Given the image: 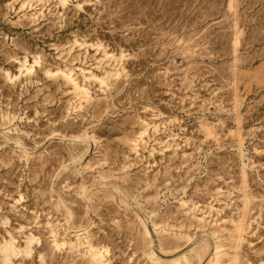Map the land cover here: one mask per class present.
<instances>
[{
    "label": "rangeland",
    "instance_id": "obj_1",
    "mask_svg": "<svg viewBox=\"0 0 264 264\" xmlns=\"http://www.w3.org/2000/svg\"><path fill=\"white\" fill-rule=\"evenodd\" d=\"M84 228L109 264H264V0H0V241L92 264L52 245Z\"/></svg>",
    "mask_w": 264,
    "mask_h": 264
},
{
    "label": "bare ground",
    "instance_id": "obj_2",
    "mask_svg": "<svg viewBox=\"0 0 264 264\" xmlns=\"http://www.w3.org/2000/svg\"><path fill=\"white\" fill-rule=\"evenodd\" d=\"M34 65L35 64L27 65V60H25L24 62H21L20 70L26 69L27 72H30L33 69ZM65 77L73 83L74 88L76 90H79V91L85 90L84 85L78 83V81H76L72 77L70 72L65 74ZM17 144L19 145V147H22L21 142L18 141ZM144 231L147 234H150V229L147 225L144 226ZM84 233H87L86 228H84L83 230H77L74 233L76 237L75 241H72L70 239L60 241L57 238V233L52 232V237H53L52 245L54 246V248H61L62 246H65V245L69 246L70 248H75V249L84 248V254H87L92 264H109V261L107 260L106 254H105V252L108 251L107 247L105 248L104 246H98V245L93 244L87 238L86 235L82 236V234ZM7 234L9 238L3 237V241L2 240L0 241V255H1V259H3V264H10L13 261V259L19 258L22 255V253H25L29 257H33L34 247L32 246V244L34 242L40 243L39 238H37L33 232H29L26 235L25 247L23 248L18 245V240L11 234L10 231H7ZM220 252L221 250L217 246L215 249L216 259L213 260V264H217V262L219 261ZM176 264H180V263L176 262Z\"/></svg>",
    "mask_w": 264,
    "mask_h": 264
}]
</instances>
